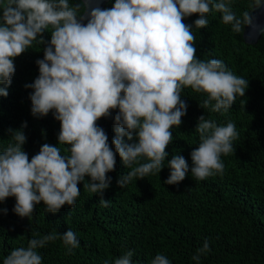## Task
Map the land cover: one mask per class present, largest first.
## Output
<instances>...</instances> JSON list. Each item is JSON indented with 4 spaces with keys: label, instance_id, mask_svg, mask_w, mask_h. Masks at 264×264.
<instances>
[{
    "label": "clouds",
    "instance_id": "9594fccd",
    "mask_svg": "<svg viewBox=\"0 0 264 264\" xmlns=\"http://www.w3.org/2000/svg\"><path fill=\"white\" fill-rule=\"evenodd\" d=\"M262 3L256 0V6ZM0 9V84H11L14 58L51 26L50 44L44 58L36 61L40 75L26 87L34 88L32 114L46 116L55 109V118L61 122L60 144L70 145V155L64 156L59 147L45 143L29 160L22 148L26 136L16 130L15 143L0 152V201L15 196L14 211L21 217H30L41 201L53 213L65 204L74 206L80 195L78 183L86 175L91 181L84 188L102 194L110 186L107 173L115 169L116 152L131 169L118 180L121 187L133 178L160 173L172 142L170 129L182 123L187 111L181 100L184 87L207 93L201 107L214 112H226L248 87V81L222 60L198 59L192 27L183 22L184 17L199 13L194 23L204 28L206 14L215 10L235 32L242 30V23L251 24L248 13L242 22L225 0H115L110 9L93 8L86 25L78 19L80 6H70L69 0H3ZM0 95L7 96V89L0 87ZM116 108L114 152L96 122ZM26 126L27 122L22 125ZM196 132L201 142L191 152V175L204 180L223 172L221 154L234 150L232 141L238 133L233 122L218 126L205 116L199 118ZM134 134L138 142H123L125 135L132 140ZM140 157L148 162L141 163ZM168 166L167 184H178L189 173L182 155H174ZM108 203L101 196L100 204L107 207ZM55 239L54 233L32 239L27 248L12 250L3 264H42L35 249ZM63 242L72 248L79 244L71 229L63 234ZM208 249L205 240L197 252ZM133 254L126 251L114 264H133ZM199 258V254L192 257ZM151 264L171 261L157 254Z\"/></svg>",
    "mask_w": 264,
    "mask_h": 264
},
{
    "label": "trees",
    "instance_id": "16d2710c",
    "mask_svg": "<svg viewBox=\"0 0 264 264\" xmlns=\"http://www.w3.org/2000/svg\"><path fill=\"white\" fill-rule=\"evenodd\" d=\"M225 2L242 22L244 14L256 5V0ZM69 4L80 6V19L82 0H69ZM114 4L115 0H109L104 10ZM198 18L199 13L183 18L192 27L197 58L222 60L235 75L247 80L244 96L237 94L226 112H214L201 107L207 93L184 87L181 100L187 104V111L182 123L170 129L172 142L166 148L169 155L160 173L133 178L121 187L118 180L131 169L116 152L115 169L107 173L110 186L102 194L93 193L84 188V183L91 181L86 175L78 183L80 195L74 206L65 204L53 213L41 201L30 217H21L14 211L15 196L0 201V264L12 250L27 248L32 239L53 233L57 239L35 249L42 264H114L128 250L134 253L133 264H151L157 254L167 256L171 264H264V33L255 44H247L243 38L245 24L235 32L231 24L223 23L222 13L213 10L206 14L207 26L196 28ZM51 31L49 26L31 47L14 58L11 84H0L8 92L7 96L0 95V152L15 143L12 136L21 130L26 136L22 148L29 160L45 143L59 147L61 155H70V145L60 144L58 139L61 122L55 118V109L46 116H34V88L26 87L40 75L36 61L44 58ZM110 112L96 123L104 129L115 152L112 140L117 137L115 116L119 109ZM201 116L218 126L233 122L238 137L232 141L234 150L221 154L223 172L197 180L191 175V152L201 142L196 132ZM25 122L27 126L22 127ZM123 142L136 143L138 136L134 134L129 140L125 135ZM177 154L187 160L189 173L178 184H167L171 172L168 161ZM139 159L148 162L146 157ZM101 196L109 201L107 207L100 204ZM69 229L79 241L75 248L63 242V234ZM205 240L209 249L198 253ZM197 254L199 260H193Z\"/></svg>",
    "mask_w": 264,
    "mask_h": 264
},
{
    "label": "water",
    "instance_id": "95a60500",
    "mask_svg": "<svg viewBox=\"0 0 264 264\" xmlns=\"http://www.w3.org/2000/svg\"><path fill=\"white\" fill-rule=\"evenodd\" d=\"M109 0H82L84 11L80 17V22L86 25L90 19V12L93 8L104 10ZM252 19L251 24H245L243 38L247 44H255L264 33V3L260 6L254 5L249 11Z\"/></svg>",
    "mask_w": 264,
    "mask_h": 264
}]
</instances>
